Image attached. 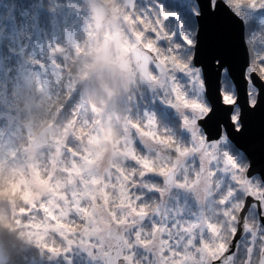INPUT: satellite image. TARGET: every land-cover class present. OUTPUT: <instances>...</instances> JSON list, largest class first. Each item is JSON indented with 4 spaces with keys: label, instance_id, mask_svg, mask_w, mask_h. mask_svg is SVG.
<instances>
[{
    "label": "snow or ice",
    "instance_id": "1",
    "mask_svg": "<svg viewBox=\"0 0 264 264\" xmlns=\"http://www.w3.org/2000/svg\"><path fill=\"white\" fill-rule=\"evenodd\" d=\"M120 8L141 57L139 84L156 91L126 127L132 170L124 172L125 212L112 214L123 227L115 264H223L227 241L241 227L251 229L247 222L241 225L240 214L264 217V30H257L254 19L264 15V0H120ZM243 8L253 11L247 22ZM65 151L83 163L70 141ZM221 173H230L226 186ZM201 175L209 184L198 212L182 204L163 206L169 189L190 194L188 180ZM161 179L157 191L155 181ZM86 180L76 182L62 215L48 219L71 225L67 245L96 238L91 223L80 227L89 212L85 203L98 200L87 192ZM141 188L152 189L148 196L163 198L161 204L149 206ZM188 204L194 206L190 195ZM213 204L230 217L226 230L207 218L204 209ZM46 211V198L29 209L41 217ZM102 247L95 239L87 254L112 264V253H102ZM68 250L64 246L59 253L66 256Z\"/></svg>",
    "mask_w": 264,
    "mask_h": 264
},
{
    "label": "rangeland",
    "instance_id": "2",
    "mask_svg": "<svg viewBox=\"0 0 264 264\" xmlns=\"http://www.w3.org/2000/svg\"><path fill=\"white\" fill-rule=\"evenodd\" d=\"M105 2L113 11L112 18L101 29L95 30L92 15L84 0H63L64 6H68L69 12L72 14L71 19L73 21L71 24L74 27L77 26L75 29L84 37L83 41L81 43L76 42L74 40L75 35L71 31L68 32L66 40L55 38L54 40L36 41L38 39L32 40V38H38V36L32 37L31 31L26 30L24 33L28 42L26 46L19 49L20 61L15 59L16 71L13 74L15 78L11 82L10 94L6 89V79L0 78V145L8 146L6 152L0 150V179L3 181L1 189L5 190L7 185H9V188H12L13 185L15 187L16 185L22 186L19 196L14 195V197L18 198L19 201L25 202L30 207L17 208L19 201L14 200L16 205L15 208H11L12 217L18 221L17 224L20 226L25 243L34 245L50 254V256H38L31 253L29 263L26 264H83L84 262H87V264H103V258L100 256L87 254L88 244H92L96 238H84L87 240V244L84 245L80 243L67 245L66 236L71 225H66L60 220H57L54 224L48 222L50 217L55 218L62 215V204L67 202V198L71 193L64 192L57 188L56 184L52 183L51 180H48V169L40 165L43 164L44 158L54 150L59 156V160H56L57 171H63L65 175H73L76 177V182H82V178H87L91 181V177L84 175L80 164L74 162L72 155L61 148L60 140L65 135L67 141L72 143V149L76 153L81 154V160L85 163L94 164L100 160L104 152L102 145L112 141V125L118 121L117 116H121L116 111L115 115L113 114L111 117L105 116L101 118V113H106L107 109H112L114 107L113 102L117 103L120 101L119 97H125L123 94L130 86L139 85L136 71L129 67L126 74L114 79L115 83L112 88L115 96L109 100V103L106 98H99L97 103L89 97L83 100H75L67 113V117L61 120L58 115L59 108L50 115V111L46 114L44 109H42L55 99L59 88L62 87L58 83V79L60 73L67 68L69 63V61L62 62L60 58V53L63 49H68L72 55V61L80 62L79 65L82 71L79 75H68L64 87L70 90H65L66 97L79 83H86V80L91 79V77L101 75L93 74L96 70L101 71L103 69L101 66H95L93 69L86 68L84 61L99 50V45L105 36H108L110 40L109 55L112 60V64L108 67L110 72L115 71L113 66L115 60L123 56L131 57V50L134 44L130 42L128 32H124V28L128 31L131 29L121 11L120 0H105ZM245 10L248 11L250 9L245 8ZM22 13L26 16L22 24L28 25L31 21L34 26V21L37 17L35 15L30 16L26 10H23ZM257 17L258 25L264 27V15ZM24 57L27 60H23ZM87 70H92V74L84 77ZM116 83L118 84L115 85ZM115 86L118 87L114 88ZM132 91L134 93V90ZM142 91L145 96V105L149 100H154L153 93L156 91L155 89H149L147 92L145 90ZM131 106L135 110L139 108L135 104ZM87 109H90L89 112L91 114L87 112ZM146 110L145 108L144 111ZM132 113L133 111L131 110L129 116ZM177 115L179 114L177 113ZM48 124L53 125L49 149L47 151H33L30 146L31 137ZM81 136L85 140L84 143L78 142ZM76 144L86 147H83L82 151L78 152L74 147ZM12 178V183H10ZM44 192L50 193L47 198L45 216L41 217L35 213H30L29 209L43 198L42 194ZM96 202L98 203L99 200ZM27 217H30V219ZM246 222L251 225V229L246 230L243 242V245H246V251L241 263L252 264V260L256 255L253 249L255 246L257 250L261 248L263 237L261 227L256 223L253 216L246 217ZM8 230L11 231L12 229ZM253 231L255 236L252 235ZM51 232L57 233L64 239V246L69 249L66 256L64 252L59 253V250L64 246L58 248L47 242V237ZM13 236H16V238L13 239L12 243L21 240L18 233ZM8 254H11L10 249ZM208 255L211 256V253H208ZM228 264H237V259L235 258L234 261L233 259L230 260Z\"/></svg>",
    "mask_w": 264,
    "mask_h": 264
},
{
    "label": "clouds",
    "instance_id": "3",
    "mask_svg": "<svg viewBox=\"0 0 264 264\" xmlns=\"http://www.w3.org/2000/svg\"><path fill=\"white\" fill-rule=\"evenodd\" d=\"M132 87L124 92V96L130 100L134 93ZM130 112V105L126 106L123 110L119 121L113 123V139L110 143L102 145L104 152L100 160L94 164L83 163L80 164L86 177H91V181L86 180L85 183L89 186L87 192L98 198L93 200L91 204L85 203V206L89 209L84 221L80 224L83 228L85 224L91 223V231L95 234L96 239L103 247L102 253H112V264H115V255L118 254V235L122 233V225H118L114 222L113 213L123 215L125 209L122 207L125 200L123 178L125 171H131L132 166L128 163V156L130 147L124 143L126 136V127L128 124ZM76 150L82 151L83 147L80 144L74 145ZM7 145H0V150L7 151ZM70 159V157H69ZM114 178V179H111ZM52 183L56 184L57 188L64 192L75 193L77 188L76 177L73 175H65L63 171L55 172L51 177ZM207 176L201 175L198 178L193 176L187 182V189L190 192V197L197 204L203 202L204 192L208 189ZM135 194V190L133 191ZM50 193L44 192L43 198H48ZM155 203V202H153ZM30 207L25 202L19 201L17 208ZM0 209H3L11 214V209L8 207L6 201H0ZM207 214V218L213 220L217 225L223 226L226 230L230 225L228 223L230 217L225 215V209L222 206L213 204L204 209ZM89 218H91L89 220ZM71 223H77L76 221H70ZM47 242L55 245L56 247H62L65 244L63 238L57 233L51 232L47 237ZM153 247L158 248V240L152 241ZM26 251L41 256H50L46 251L35 247L34 245H26L13 251L10 254L9 264H24Z\"/></svg>",
    "mask_w": 264,
    "mask_h": 264
},
{
    "label": "trees",
    "instance_id": "4",
    "mask_svg": "<svg viewBox=\"0 0 264 264\" xmlns=\"http://www.w3.org/2000/svg\"><path fill=\"white\" fill-rule=\"evenodd\" d=\"M16 1L18 3L16 4V6H9L7 9H5L4 7L0 8V31H1L0 53H2L0 57L2 56L9 57L12 55V50H11L12 48H14V50H18L25 45L24 40L26 38L24 31L27 30V31L37 32L38 29H42L46 25H47V30L51 31L50 29L53 28L51 21H53L54 18L53 16L55 14L59 15L60 17V24L62 26L63 32H65L66 30H70V31L73 30V28H70V24L72 20L69 19L70 18L69 16L65 15L64 10L62 11L59 8L57 10L56 5L53 4L54 3L53 0H27V3L31 4L28 7V9H26L27 13H29L30 16L35 15L37 18L34 21V26L31 23V21L29 22L28 25L22 24V21L26 19L25 14L22 13L23 10H25L24 0H16ZM237 2H239V0H233V3H237ZM241 12H242V18L245 20V22H247L248 19L253 18V11L251 9L246 11L245 8H243L241 9ZM257 18H258L257 16L254 17L256 21L257 30H264V27L258 25ZM13 21L15 23L14 25H13ZM56 24L59 25L58 19L56 20ZM124 32L127 33L128 30L124 28ZM94 82L96 86L97 80H94ZM139 86L141 91L134 90V96L132 97L133 102L136 103L138 106L144 104L145 101V96H143L144 92L142 91L144 87L141 85ZM64 92H65L64 90L58 91V95L55 97L53 104H51L50 107L48 108V111H50L49 115L57 108H59L58 115L67 114L68 108L70 107L73 98L71 97L68 101H65V99H63L65 95ZM122 106L125 107L127 105L125 104V102H122ZM1 182L2 181L0 179V201H6L9 207L10 201L8 203V199L9 198L12 199L13 202L15 200V197L13 196L14 190L13 189L10 190L9 185L6 186L5 190L1 189ZM149 206H151V204H149ZM12 215L13 214H9V212L0 209V240L4 243L7 253L9 249L12 253L17 249L22 248L24 242L23 241L24 236L22 235V232L19 228L20 226L17 224L18 221L15 220L12 217ZM27 218L30 219V217ZM8 229L10 230L12 229V230L9 231ZM15 233L19 234L21 240L19 242L12 243L13 239L16 238V236H13ZM31 253H32L31 251H26L24 264L29 263V256Z\"/></svg>",
    "mask_w": 264,
    "mask_h": 264
},
{
    "label": "water",
    "instance_id": "5",
    "mask_svg": "<svg viewBox=\"0 0 264 264\" xmlns=\"http://www.w3.org/2000/svg\"><path fill=\"white\" fill-rule=\"evenodd\" d=\"M86 1H87V4L89 5V7L93 13L94 27H95V29H99L100 27H102L103 24H105L107 22L108 18L111 16V9L102 0H86ZM107 44H108L107 39H105L103 42V45H102V56L99 57V59L103 63L108 64L109 60H108V55H107ZM64 55L66 56L67 54L64 53ZM131 55L133 57L134 64L139 71V74L142 75L143 72H142L141 57L139 56L138 50L136 49L135 46L131 51ZM117 66L121 70L126 71L128 69V59L125 57L121 58L118 61ZM103 91L107 95L111 94V92L108 91L106 88H103ZM47 141H48V128L45 129L44 132L38 134L35 137V139L33 140V147L38 148V147L44 146L47 144ZM248 199L250 200V197ZM247 212H242L240 214L241 225L245 221V216H246ZM259 219H260V222L264 228V217H259ZM244 230L245 229H243L241 227V229L237 232L235 239L234 240L231 239L230 243L228 244L229 245V255L224 257V260H223L224 263L228 262L231 254L234 252L235 247H236L239 239L241 238ZM6 262H7V259H6L5 254H4L2 243L0 242V264H6ZM104 263L108 264V258L107 257L104 258ZM258 264H264V247L262 249Z\"/></svg>",
    "mask_w": 264,
    "mask_h": 264
},
{
    "label": "flooded vegetation",
    "instance_id": "6",
    "mask_svg": "<svg viewBox=\"0 0 264 264\" xmlns=\"http://www.w3.org/2000/svg\"><path fill=\"white\" fill-rule=\"evenodd\" d=\"M80 84V83H79ZM78 84V85H79ZM118 83H116L115 85H117ZM79 87L81 86H76L74 89L72 90H78ZM113 87V86H112ZM112 87H109L111 90H113ZM118 86H115L114 88H117ZM62 89H65V87H62ZM133 89V87H132ZM65 90H70L69 88H66ZM143 90H145V88H143ZM143 95V94H142ZM115 96V92L113 90V93L111 95V97H114ZM144 96V95H143ZM81 140V139H80ZM79 140V141H80ZM63 142V141H61ZM61 146L65 147L66 145L63 143H61ZM56 166V164H54ZM218 179L220 180L221 182V185L222 186H226V181L228 179H230V173H221L220 177H218ZM149 183H152L153 181H148ZM155 183L157 184V191L160 187H163V181L162 179L159 180V181H155ZM141 193L143 194V199H144V202L148 203V204H151L153 202H155L157 204V206H159L161 204V197H159L158 195L157 196H152V197H149L148 196V193L153 191L151 189H148V190H145V189H140ZM183 194V195H182ZM189 193H185L184 190L182 189H178V188H175V186L172 188V189H169V192H168V195L166 197V202L164 203V207L167 209V208H174L177 204H182L184 205L185 207V210H189L191 213H195V212H198L199 211V208L200 206L198 204L195 203V201L193 200V205L194 206H190L188 204V199H189ZM157 199V200H156ZM235 202V201H233ZM251 215L254 217L255 219V215L253 214V212L251 211H248V216ZM157 219H160L159 216H157ZM207 239V237H206ZM244 240V239H243ZM230 239L227 241V243H229ZM244 242V241H243ZM243 242L239 243L236 247H235V252L232 254L230 260L233 259V261L235 260V258L237 259V264H239V260H240V252L243 248ZM254 251H256V246L255 248L253 249ZM235 256V257H234ZM239 256V257H238ZM83 264H87V262H84ZM104 264V263H103ZM206 264V262H205ZM240 264L241 263V260H240Z\"/></svg>",
    "mask_w": 264,
    "mask_h": 264
}]
</instances>
